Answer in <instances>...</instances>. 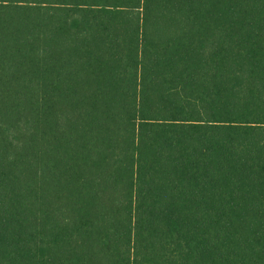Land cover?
Returning a JSON list of instances; mask_svg holds the SVG:
<instances>
[{
  "label": "trees",
  "instance_id": "trees-1",
  "mask_svg": "<svg viewBox=\"0 0 264 264\" xmlns=\"http://www.w3.org/2000/svg\"><path fill=\"white\" fill-rule=\"evenodd\" d=\"M0 264H264V0H0Z\"/></svg>",
  "mask_w": 264,
  "mask_h": 264
}]
</instances>
